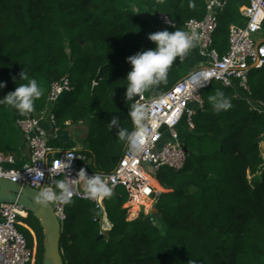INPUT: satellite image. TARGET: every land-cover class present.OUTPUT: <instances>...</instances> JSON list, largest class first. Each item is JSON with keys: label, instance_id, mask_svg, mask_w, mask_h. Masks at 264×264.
Returning <instances> with one entry per match:
<instances>
[{"label": "trees", "instance_id": "trees-1", "mask_svg": "<svg viewBox=\"0 0 264 264\" xmlns=\"http://www.w3.org/2000/svg\"><path fill=\"white\" fill-rule=\"evenodd\" d=\"M248 5L249 0H229L220 16L214 47L221 58L229 50L231 26L246 24L240 9ZM205 9L206 0H0V82L7 84L0 99L27 82L19 81L25 71L44 89L29 114L38 116L51 85L68 77L75 98L57 109L58 127L63 132L87 125L91 150L80 148L86 158L81 167L111 173L127 144L109 123L118 118L122 128H134L125 97L132 67L128 57L155 48L148 36L159 32L160 13L177 25L160 31L172 32L185 30L190 20H202ZM188 56L183 62L177 59L167 83L144 97L171 91L189 69ZM101 69L103 78L94 85ZM249 83L251 96L221 85L204 100L194 130L183 137L185 168H165L156 175L155 187L163 192L154 206L157 214L141 213L130 221L124 208L129 195L118 189L106 198L112 229L103 232V212L73 202L61 235L64 264H264V114L252 108L264 103V69L252 72ZM218 91L232 104L220 113L209 101ZM25 117L0 106L1 152L16 153V122ZM28 219L40 230H29L38 241L34 264H43V231L31 214Z\"/></svg>", "mask_w": 264, "mask_h": 264}, {"label": "built area", "instance_id": "built-area-1", "mask_svg": "<svg viewBox=\"0 0 264 264\" xmlns=\"http://www.w3.org/2000/svg\"><path fill=\"white\" fill-rule=\"evenodd\" d=\"M228 6L229 0H206L203 19L190 20L185 24V31H195L200 35L197 48L205 63L190 71L171 91L161 96L164 97L163 100H160V97L143 96L141 100L139 98L140 103L151 108L146 121L151 138L145 141V150L133 154L126 147L123 158L111 173L86 170L89 176L102 175L112 189V193L124 188L129 200L134 201L136 197H140L142 200L140 208H144L145 202L149 201L152 210L162 194L153 186L150 181L152 176L149 173L157 175L161 169L181 171L185 168L187 153L183 141L184 135L180 129L186 127L188 131L194 130V118L205 106L201 92L218 83L236 93L243 91L251 96L250 74L252 70L264 69V41L255 39L264 33V0H249V5L240 9L246 24L244 27L231 26L229 50L227 55L221 58L214 47L215 35L219 29L220 16ZM157 19L160 29L177 27L167 14L160 13ZM199 71L207 73L209 82L196 90L190 85L189 79L192 73ZM72 92L73 86L68 77L54 82L51 85L47 105L41 113L38 116L27 115L17 120L16 127L30 152V160L22 168H18V160L13 153L0 151V178L28 185L37 191L45 186L55 188L56 181H64L69 187L71 202L50 203L62 228L68 220V207L75 201H82L95 205L103 212L102 231L108 232L112 226L105 209L107 197L89 198L85 194L83 182L76 180L78 172L84 169L81 164L86 158L79 152L80 149L57 151L51 146V140L58 139L61 133L53 108ZM252 108L264 114L263 102L253 105ZM67 153H71L73 159L70 162L71 167L64 169L63 162H68ZM28 169L43 172V181L33 179L35 171L30 175ZM28 217L29 213L17 204H0V264L35 263L37 249L35 254L24 235L18 231L19 226L25 227L22 220ZM106 223L109 224V229L104 228Z\"/></svg>", "mask_w": 264, "mask_h": 264}, {"label": "clouds", "instance_id": "clouds-1", "mask_svg": "<svg viewBox=\"0 0 264 264\" xmlns=\"http://www.w3.org/2000/svg\"><path fill=\"white\" fill-rule=\"evenodd\" d=\"M148 39L155 44L154 49L138 52L128 57V63L132 67L125 80L127 82L125 97L128 103L131 102L129 103V117L134 128L131 132L122 128L118 118H113L109 123L111 129H116L118 139L126 141L128 150L133 154L144 151L145 141L151 138L146 124L151 108L140 103L141 98L151 89L162 83H167L170 68L177 59L183 62L190 51L198 46L201 37L195 31L176 29L172 32L164 30L151 33ZM20 77L19 81L27 82L17 84L14 92H10L3 99H0V106L6 105L16 110L20 116H27L35 111L36 101L42 98L44 89L36 79H29L25 71L21 72ZM208 82V75L204 71L192 73L189 79L190 85L196 90L204 87ZM6 87L5 82H0V89ZM136 96H139L140 100L133 103V98ZM163 99L164 97H160V100ZM209 101L216 113L232 107L231 101L223 92L218 91L216 95L210 96ZM67 157L68 162H63L64 169L71 167L70 162L73 159L71 153H67ZM27 171L30 175L35 171L33 179L43 181V172L33 169ZM77 175L78 179L76 180L83 182L85 194L89 198L97 199L112 196V189L102 175L89 176L84 169H81ZM69 196L68 185L64 181H56L55 188L43 187L37 193L36 198L41 205L47 206L55 201L68 204L71 202Z\"/></svg>", "mask_w": 264, "mask_h": 264}, {"label": "water", "instance_id": "water-1", "mask_svg": "<svg viewBox=\"0 0 264 264\" xmlns=\"http://www.w3.org/2000/svg\"><path fill=\"white\" fill-rule=\"evenodd\" d=\"M102 78L103 70L101 69L95 80V84L97 85ZM139 98V96L134 97L132 102H137ZM71 128L76 129L77 127L71 126ZM71 130L68 128L66 132H70ZM7 150L10 149L7 147ZM185 151L187 153L186 149ZM38 192L28 185L0 178V204H17L40 223L44 236L43 264H64L63 249L61 248L63 228L56 217L52 205L49 203L47 206H44L38 202L36 198ZM153 214H157V210Z\"/></svg>", "mask_w": 264, "mask_h": 264}, {"label": "rangeland", "instance_id": "rangeland-1", "mask_svg": "<svg viewBox=\"0 0 264 264\" xmlns=\"http://www.w3.org/2000/svg\"><path fill=\"white\" fill-rule=\"evenodd\" d=\"M157 29L160 31L161 29L159 27H157ZM262 36V37H261ZM261 36H258L256 37V41L258 40H261L263 41L264 40V33L261 35ZM190 57H187V60H189ZM188 64L190 62H187ZM200 64V63H199ZM194 69V66H192V64L190 65L189 64V69L187 70V73H189L190 71H192ZM252 72H255V71H252ZM187 73L183 74L182 76H185ZM221 84H218V83H214L212 85L211 88H209V90H204L201 92V95L203 97V99H207L209 95H211V93L218 87H220ZM249 86H250V83H249ZM222 87V86H221ZM251 87V86H250ZM75 98V94H71L69 97H67L62 103H59L57 104L54 108H53V113H56L57 109L64 105L67 101L71 100ZM196 118V117H195ZM194 118V120H195ZM47 123H49V121H46ZM88 126L87 125H78L77 126V129L76 130H71L70 132H66V130L63 131L62 133V138L64 139L63 141L66 142H70L69 140L72 138H76V137H79L81 139H83L81 142H79V145L80 147H83L84 150L86 149V151H89L91 150L90 146H89V142L87 143V128ZM17 132L15 134V137L13 139V148L16 149V153H19V148L18 146L20 145L21 141H23L22 139V136H21V133L19 131L18 128H16ZM180 131H182V135H184L185 137H188L187 136V133L189 132L188 129L185 127L183 129H180ZM95 137H99V134L96 133L95 135H93ZM20 138V140H19ZM61 141L60 138L58 139H53L51 140V146L53 147H56L57 148V145L62 149V150H69L71 149L72 147L70 145H64L62 143H64ZM261 150H262V154H263V157H264V140L263 142H261ZM22 168V167H21ZM148 172V171H147ZM149 173V172H148ZM150 176H152V178L154 180H156V174L154 173H149ZM152 182V181H151ZM153 184V183H152ZM155 187V185H153ZM156 188V187H155ZM119 190H121V193L124 197H126V190L124 188H119ZM163 193V192H162ZM141 199L137 198L133 200H129L128 203H126V205L124 206L125 209H127L128 211V218L130 221L136 219L137 217H139V215H141V213H144L146 216L147 215H151L154 211H155V208L153 207L152 210H150V207L149 205H147L146 203L144 204L145 207L144 208H140V206L142 205L141 204ZM134 208H138L137 211H133ZM22 222L28 227V230L23 226H19L18 227V231L24 235V237L26 238L27 242H28V245L31 249H33L35 251V254H36V248H38V241H37V237L36 239L33 237L32 233L29 231L30 229L33 231V230H37L38 232H40L37 224L33 223L32 221H30L29 219H25V220H22ZM32 226V228L30 227ZM104 228L106 229H109V224L106 223V225H104ZM106 231V230H104ZM38 252V250H37ZM36 260H37V256H36Z\"/></svg>", "mask_w": 264, "mask_h": 264}, {"label": "crops", "instance_id": "crops-1", "mask_svg": "<svg viewBox=\"0 0 264 264\" xmlns=\"http://www.w3.org/2000/svg\"><path fill=\"white\" fill-rule=\"evenodd\" d=\"M240 27V26H239ZM244 27V26H243ZM264 41V40H263ZM188 57H190V59L189 60H187L188 62H190L189 64L191 65L192 64V66H194V69H196V68H198V67H200L203 63H205V59H203L200 55H199V50H198V48L196 47L195 49H193L192 51H191V53L189 54V56ZM200 63V64H199ZM67 125H68V123H67ZM69 125H70V123H69ZM77 127V126H76ZM70 129H72V130H76V129H73V128H71V127H69ZM62 133L63 132H61L60 133V136H59V138L61 139V141L62 142H64L63 140V138H62ZM83 139H81V138H79V137H76V138H72L71 137V139L69 140L70 142H68V141H66V142H64V143H67V144H69V145H71L72 146V148L73 149H80L81 147H80V145H79V142H81ZM18 148H19V153H13L16 157H17V160H18V163H17V167L18 168H21V167H23L26 163H28L29 162V160H30V152H29V150H28V148L26 147V145L24 144V142L23 141H21V143H20V145L18 146ZM55 148V147H54ZM56 149V148H55ZM57 151H58V149H56ZM151 181V180H150ZM156 181V180H155ZM157 182V181H156ZM153 183V185H155V183L154 182H152ZM158 184V183H157ZM159 185V184H158ZM160 186V185H159ZM161 187V186H160ZM161 188H163V187H161ZM164 189V188H163ZM165 190V189H164ZM150 206V205H149ZM138 210V208H134V210L133 211H137ZM107 229V228H106Z\"/></svg>", "mask_w": 264, "mask_h": 264}, {"label": "bare ground", "instance_id": "bare-ground-1", "mask_svg": "<svg viewBox=\"0 0 264 264\" xmlns=\"http://www.w3.org/2000/svg\"><path fill=\"white\" fill-rule=\"evenodd\" d=\"M150 180L152 181V182H156L153 178H150ZM158 191H160V192H162L161 190H159V189H157ZM140 197H138V199H139ZM141 199V198H140ZM147 205H150L151 206V202H149V201H147V202H145ZM145 206V205H144Z\"/></svg>", "mask_w": 264, "mask_h": 264}]
</instances>
